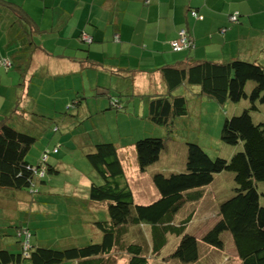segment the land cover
Returning <instances> with one entry per match:
<instances>
[{
  "label": "trees",
  "instance_id": "obj_1",
  "mask_svg": "<svg viewBox=\"0 0 264 264\" xmlns=\"http://www.w3.org/2000/svg\"><path fill=\"white\" fill-rule=\"evenodd\" d=\"M0 16L8 17V23L13 17L16 18V21H11L13 24L24 23L32 26L29 27L30 33L27 38L32 47L30 49L27 47L28 51L24 52L20 45L17 47L22 55L19 61L22 62L25 56V60L32 62L33 55L40 47L32 41L33 34L42 30L40 25L26 13L22 5L9 0H0ZM241 19L240 12L232 13L229 17L230 25L239 24ZM182 31H185L189 41L193 42V47L187 50L195 48L194 39L188 32L179 30L177 39L170 42L174 53L187 52V50L176 52L171 46L180 39ZM87 35V33L81 35L84 45H89L82 39L84 37L90 38L91 43L94 42V39ZM115 40L119 41V36L116 35ZM24 45H27V42ZM6 61L13 66L12 60ZM163 77L169 92L165 95L148 96V99H145L148 105L147 118L153 125L168 130L174 128L175 131L176 124L179 123L177 119H183L188 115L187 97L173 95V92L183 85L197 88L195 96L214 100L222 106L227 103L240 104L242 101H248L249 108L239 115L235 113L233 117L226 119L221 133V141L224 144L237 146L243 143L244 150L236 153L230 160L213 159L201 146L189 143L181 173L173 171L154 175L153 183L160 194V199L150 206H138L125 178L119 147L111 142L99 143L94 147L95 151L87 155V159L102 181L101 184H91L90 201L97 204L107 203L108 206V220L97 221L95 224L102 233V241L63 250L32 245L27 251L25 248L29 245L31 236L29 229L17 227L16 234L21 237L22 242H18V245L15 242V246L18 247L13 250L8 248L9 244L3 242L11 237L9 232H0V264H107L106 257L111 256L116 248L131 257L128 264H148L146 256L148 246H144L148 240L146 234L140 232V228L147 226L150 229L152 252L160 253L167 245L169 233L181 234L187 229L188 223L181 227L173 226L179 211L185 204L201 200L203 198L201 189L211 186L215 182V177L224 172L234 174L233 179L237 185L234 189L235 195L220 203L218 213L220 225L209 234L207 244L221 248L224 245L222 234L226 233L233 242L240 264H264V205L260 202L261 195L257 189V185L264 182V123H255L253 116L264 106V67L241 58L227 63L196 60L165 68ZM251 83L254 88L249 92L247 88ZM122 100L124 98L123 96L120 98V95L111 98L110 107L119 109V105H123ZM125 100L127 102L126 98ZM15 107H20L17 101ZM135 117L138 115L135 114ZM22 125L21 121L12 116L0 118V190L33 192L32 195H35L34 193L39 194L38 183L46 186L48 177L60 174L57 167L50 163L51 156L58 153L60 146L50 150L49 147H45L36 164L28 162V156L39 138L32 135L35 133L34 127L29 126V130L24 131L26 127ZM149 132L153 134L155 131ZM147 134L145 139L135 141L134 144L142 173L160 162L166 148L165 139ZM42 174H45L43 178ZM11 217L13 216L9 214L4 219ZM16 220L15 218L14 222ZM14 222L12 224L16 225L17 222ZM2 229L4 228L0 227V231ZM129 234L133 242L126 244L123 237ZM186 243L185 247L182 246L175 252L177 258L185 264L198 261L199 253L195 240L188 236Z\"/></svg>",
  "mask_w": 264,
  "mask_h": 264
},
{
  "label": "crops",
  "instance_id": "obj_2",
  "mask_svg": "<svg viewBox=\"0 0 264 264\" xmlns=\"http://www.w3.org/2000/svg\"><path fill=\"white\" fill-rule=\"evenodd\" d=\"M9 1L22 5L26 13L40 25V29L44 30L33 34L34 43L38 42L36 36L49 35L55 38L51 46L45 43L37 49L32 62L25 60V56L20 62L19 58L22 55L17 47L20 45L23 52L28 51L27 47L29 49L32 47L27 39L30 33L29 27L32 26L24 23L13 24L11 21H16L13 17L8 23V17L0 16V107L8 110V113H5L8 115L0 113V118L12 116L21 121L24 127L33 118L38 119V117H42L41 119L52 117L53 121L48 120L52 123L47 125L48 122H46V126L54 127L53 124H56L57 129L82 127L86 125L87 119L93 116L106 120L113 114L110 113L113 111L110 107L111 98H117V95L122 97V94H125L123 97L127 99V103H131L138 96L167 94L169 90L163 77L164 69L182 63L188 64L191 61L209 59L227 63L241 58L264 67V43L258 36L252 38L255 39L253 44L231 45L230 49H226L227 44L231 43L235 37V33L243 36L242 27L247 24V19L252 24L253 22H264L263 13L254 17L252 6L256 0H115L107 5L109 9L103 7L105 10H101L104 12L103 18L95 17V13L100 10L96 8L97 0ZM232 2L239 4L235 6ZM31 6L34 8L30 9ZM234 6L236 8H233ZM192 11L198 12L197 17L191 13ZM236 11L240 12L241 18L244 19H241L238 25L231 26L229 17ZM86 25H90L91 28ZM179 30H186L194 39L195 48L193 50L183 53H174L171 50L170 42L177 39ZM83 33H87L88 37L91 36L94 42L84 45L81 41ZM116 35L119 36V41L115 40ZM258 35L264 38V34ZM26 42L27 45L23 46ZM48 47L53 48L50 50ZM81 47L87 49L84 50ZM45 48L54 54L60 51L58 59L51 60ZM77 53L81 54L80 58L70 56ZM141 57H144L146 61H139ZM87 59L89 61L85 62ZM6 60H12L13 66L2 62ZM51 68L56 71L54 74L62 79V83L69 87V92L66 96H51V99L38 96V99H45V103L40 104L38 101V104L36 97L31 96L33 86L31 78L37 74L49 75ZM182 87H187L186 89L189 90L190 96L187 99H196L197 88L186 85ZM39 88L42 89L40 86ZM14 93H18L19 96L24 95L21 98L20 107H15L16 97L10 96ZM107 94L109 96H104ZM173 95L187 96L179 95L178 89L173 92ZM90 107L93 109V114L90 112ZM70 112H78V115L74 118L75 120L65 122L69 116L67 113ZM147 114L148 110L145 109L143 112V117L147 119V123L144 124L145 129L155 131V127L158 126L149 121ZM127 115L117 114L116 116L124 117L125 121L130 117L129 123L132 128L135 123H138L135 122V118L136 120L144 119L139 116L135 117V112L134 115ZM180 121L183 124L186 123L184 119ZM39 125L45 132L51 130L43 125V122L36 124L37 127ZM135 136L132 135L128 139L127 135L118 138L111 135V143L116 144L121 150L126 142L134 145ZM105 142L107 141L103 136L97 135L95 144L91 142L90 146L95 147L94 145ZM171 172L173 171L170 170L169 173ZM97 182L96 178L94 183ZM73 193L77 192L73 191ZM21 194H26V192L15 194V192L0 190L2 215L9 214L11 206H16L13 200L17 202L16 195ZM6 197H12V200ZM7 202L10 204L6 205ZM82 203L84 205L69 208L71 219L78 220L83 211L93 213V215L79 230L71 228L72 237L65 240L67 246L83 247L88 244V239L91 243L102 241V233L95 225L97 221H100L99 210L88 198ZM101 210L104 211L103 208ZM104 212L108 220V211ZM222 239L227 240L225 241L227 243L230 238L223 233ZM3 242L9 244L10 250L18 247L15 246V241L9 242L5 239ZM32 245L42 246L40 241ZM210 248L216 251L221 249Z\"/></svg>",
  "mask_w": 264,
  "mask_h": 264
},
{
  "label": "rangeland",
  "instance_id": "obj_3",
  "mask_svg": "<svg viewBox=\"0 0 264 264\" xmlns=\"http://www.w3.org/2000/svg\"><path fill=\"white\" fill-rule=\"evenodd\" d=\"M110 2H115V0H97L96 8L100 10L95 13L96 18H103L104 12L101 10H105L103 7L109 9L107 5L111 4ZM255 2L256 3L252 6V10L255 14L254 17H257V14H264V0H256ZM232 3L235 6L239 4L238 2ZM235 6L233 8H236ZM33 8L32 6L30 7V9ZM242 19L244 18L242 17ZM232 25L233 23L231 26ZM86 26L91 28L90 25ZM242 31L243 36H238L237 33L234 34L235 37L231 40L232 42L227 44V50L230 49L231 45L253 44L255 39L252 38L255 36L262 39L261 42L264 43V38L258 35L264 34V22H253L252 24L251 21L247 19V24L242 27ZM36 39L38 41L36 43L39 46L45 43L51 46L55 38L49 35H41L40 37L36 36ZM82 39L91 44L92 40H87V37ZM48 48L52 50L53 47ZM47 53L51 60L56 61L58 59L57 56L60 55L61 52L57 51L56 54H54L53 52L47 51ZM70 56L80 58L81 54L77 53ZM139 61H146V59L141 57ZM209 61L212 60L209 59ZM2 62H5V65H9L6 61ZM126 62H128V60H126ZM54 73H56V71L51 68L49 75L37 74L31 78L33 79L31 96L36 97L37 103L38 101L40 104L45 103V99H38V96H46L51 99V96H66L68 94L69 87L65 83H62V79ZM39 86L42 87V89H40ZM186 88L187 87H182L178 89V94L187 95L186 97L188 98L190 94H188L189 90ZM253 88L254 85L251 83L247 91L250 92ZM61 89L64 90L61 91ZM12 90H14V88ZM10 96L16 97L17 104L19 103L20 105L21 98H23L24 95L19 96L18 93H14ZM122 96H125V94H122ZM123 98L125 100V97ZM145 99H148V96H138L133 99L131 103L122 100L123 105H119V109H113V111L110 112L115 115L112 114L106 120L97 118L98 116H93L87 119L86 125L82 127H60L57 129L56 124H53L54 127H52V125L47 127L46 122H48V120L53 121L52 117L43 119H41L42 117H38L39 120L33 118L29 124H27L26 130L24 131H28V127L32 126L35 128V133L31 132L32 135L39 138L29 154L27 161L36 163L42 149L49 147L50 150L55 146H57V148L60 146L58 153L50 158V163L57 167L58 173L60 174L48 177L46 179V186L38 183L39 194L34 193L35 195H32L33 192H30L16 195L18 201L16 202V200H13L16 206L12 205V209L9 211V214L13 217L5 220L4 217H7L9 214L2 215V211H0V227L4 228L0 232H9L11 235V237L7 239L9 242L15 241L16 245H18V242H22L21 237L16 234L17 227H22L29 229L28 232L31 234L30 246H32V244L36 245V242L40 241L43 247L54 250H63L72 247L67 246L65 240L72 237V229L79 230L93 213L83 211L80 213V218L78 220H72L69 214V208L84 205L82 202H84L86 198L90 200V186L94 183L96 178L98 180L97 184L102 183L97 171H95L87 159V155L95 151V148L90 146V143L92 142L95 144L97 135L103 136L108 143L111 142V135H114L115 138L127 135L128 139H130L132 135H136V142L145 139V137H147L145 135L150 133L149 129H145L144 125L147 123V119L143 117V112L145 109L147 110ZM52 101L53 100H51V102ZM187 102L189 113L183 118L186 121L185 124L181 123L179 118L177 119L179 123H177L178 125L176 124L175 131L174 128L168 130L164 127H155V132L149 134L152 135V137L163 138L166 141L165 151L163 152L160 162L156 165L151 166L146 172L142 173L139 168L134 145L130 144V142H126L120 150L119 157L125 171V178L134 194V202L138 206H150L160 199V194L153 184L154 175L157 173L168 174L170 170L181 173L180 171H182L183 164L186 161V150L189 143L201 146L213 159L221 158L230 160L236 153L244 150L243 143L237 146L224 144L221 141V133L226 119L233 117L232 115L235 113L239 115L242 111L249 108L248 101H242L240 104L227 103L222 106L214 100L196 97L195 100L188 99ZM0 109H2V112H0L2 115H8L5 114L8 113L7 108L3 109L0 107ZM90 112L93 114V109L91 107ZM134 112L144 119L136 120L135 118V122L138 123H135L133 128L129 123L130 117L125 121L124 117L118 118L116 116L117 114H122L124 116H128L127 114L134 115ZM67 115L69 116L65 122L75 120L74 118L78 115V112H70L67 113ZM253 116L255 123H264V106L260 108L258 113L253 114ZM41 122H43V125L47 128H51V130L46 133L42 126L39 125V127H37L36 124ZM48 124L51 123L48 122L47 125ZM233 175L234 174L231 172H224L218 175L215 177V182L211 186L201 189L203 195L201 200L196 203H187L183 206L176 215L173 226L176 228L188 223L186 225L187 229L181 234L169 233L167 235V245L160 253L155 254L152 252L150 229L147 226L140 228V232H144L148 240L147 244L144 245L148 246V249L146 247L148 264H185L177 258L175 252L180 247L187 245L186 240L188 236L193 238L197 244L199 260L186 264L240 263L233 242L231 243V241L229 242L228 240V242L225 243L227 240L223 241L224 245L217 251L214 248H210L211 246L207 244L208 238H210L209 234L215 230L218 223L221 221L218 214L220 203L235 195L234 189L237 185L234 182ZM44 176L45 174H42L41 178ZM257 189L261 195L260 202L264 205V182L259 183ZM73 191L77 193L74 194ZM6 199L12 200V197H6ZM5 204L8 205L10 203L7 202ZM94 206L99 210L98 215L100 221H105L106 213L104 211H108L107 203H94ZM30 208L32 209L30 210ZM57 208L60 210H56ZM101 208H103L104 211L101 210ZM18 209H20V211ZM189 217H191V219H188ZM15 218L17 219L15 221L17 222L16 225L12 224ZM132 240L130 234L123 237V241L126 244H130L133 242ZM87 243V245L92 244L89 239ZM30 249L31 248H25L27 251ZM130 258L131 257L126 252L116 248L113 250L111 256L106 257V260L108 261L107 264H128Z\"/></svg>",
  "mask_w": 264,
  "mask_h": 264
},
{
  "label": "built area",
  "instance_id": "obj_4",
  "mask_svg": "<svg viewBox=\"0 0 264 264\" xmlns=\"http://www.w3.org/2000/svg\"><path fill=\"white\" fill-rule=\"evenodd\" d=\"M193 15L195 17H197L196 13H193ZM232 19H234V18H232ZM88 39L91 40L90 38H87V40ZM171 46H172L174 51L180 52V51L192 48L193 47V42L189 41V39H188V37L186 35V32L182 31L181 35H180V39L178 41L173 42L171 44ZM27 248H28V246H27Z\"/></svg>",
  "mask_w": 264,
  "mask_h": 264
},
{
  "label": "clouds",
  "instance_id": "obj_5",
  "mask_svg": "<svg viewBox=\"0 0 264 264\" xmlns=\"http://www.w3.org/2000/svg\"><path fill=\"white\" fill-rule=\"evenodd\" d=\"M158 200H159V199H158ZM158 200H157V201H158ZM28 246H29V248H31V246H30V243H29V245H28Z\"/></svg>",
  "mask_w": 264,
  "mask_h": 264
}]
</instances>
